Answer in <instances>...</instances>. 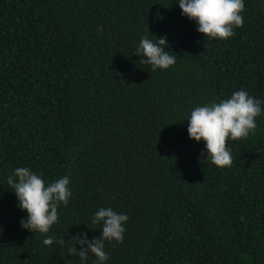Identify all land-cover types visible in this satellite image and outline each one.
<instances>
[{
  "label": "trees",
  "instance_id": "trees-1",
  "mask_svg": "<svg viewBox=\"0 0 264 264\" xmlns=\"http://www.w3.org/2000/svg\"><path fill=\"white\" fill-rule=\"evenodd\" d=\"M244 4L243 27L207 40L178 0H0V264H79L68 248L101 236V207L129 217L104 264H264V114L223 169L187 131L241 89L264 110V0ZM165 35L176 63L152 72L135 50ZM17 167L70 177L45 235L21 227Z\"/></svg>",
  "mask_w": 264,
  "mask_h": 264
},
{
  "label": "clouds",
  "instance_id": "clouds-1",
  "mask_svg": "<svg viewBox=\"0 0 264 264\" xmlns=\"http://www.w3.org/2000/svg\"><path fill=\"white\" fill-rule=\"evenodd\" d=\"M181 15L198 25L197 31L207 40H227L232 37L235 28L243 27L244 0H178ZM102 31V28L100 29ZM167 37L161 36L155 41L144 36L135 50L140 63L150 65L151 71L167 70L175 65L177 55L166 50ZM264 114L261 101L241 89L230 98L195 107L188 121L189 138L199 143L205 142L206 156L218 168L231 167L233 164L229 140L247 139L257 129L256 118ZM9 188L18 199V207L27 212L21 219L23 229L45 235L53 225L58 223V208L68 206L72 192L69 188L70 177L64 175L54 182L45 183L41 175L28 167H17L7 178ZM115 199V196L112 197ZM129 217L112 208H99L93 216L92 223L101 225V236L89 240L87 233H79L72 238L73 245L68 248V257L76 256L79 264H86L89 257L95 258L94 264H104L109 259L105 243H123L125 223ZM44 245L65 244L64 238L56 240L46 236ZM80 246L77 250L76 245ZM65 264H72L65 259Z\"/></svg>",
  "mask_w": 264,
  "mask_h": 264
}]
</instances>
